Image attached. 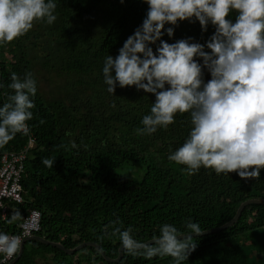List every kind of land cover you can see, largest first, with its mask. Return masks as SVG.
I'll use <instances>...</instances> for the list:
<instances>
[{
    "label": "trees",
    "instance_id": "obj_1",
    "mask_svg": "<svg viewBox=\"0 0 264 264\" xmlns=\"http://www.w3.org/2000/svg\"><path fill=\"white\" fill-rule=\"evenodd\" d=\"M55 2L57 19L52 25L37 21L26 35L0 45V107L14 94L8 87L13 72L21 79L31 72L37 83L29 133H17L0 148L19 150L28 135L33 138L23 161L22 202L8 206L0 232H18L21 216L36 209L40 228L33 235L68 249L80 242L98 246L81 247L86 251L76 264H173L171 257L148 260L123 248L117 260H105L103 255L115 259L121 245L118 235H111L112 228L105 232V226L118 220L116 227L131 226L133 237L145 242L158 236L164 223L184 232L191 219L209 230L229 221L245 200H264V169L259 179L247 180L235 172L217 175L203 167L188 175L185 166L168 160L189 135L190 113H177L166 129L138 135L136 129L143 127L141 120L150 113L155 95L135 86L121 88L118 82L115 93H108L104 60L108 55L115 58L142 25L148 11L145 0ZM237 15L233 11L227 18L234 23ZM169 27L174 29L172 37L167 35ZM163 31L161 39L169 44L191 38L190 43L203 44L210 52L206 44L215 26L209 22L203 31L193 18L166 24ZM159 44L149 45L155 54ZM195 59L203 64L202 58ZM202 71L206 83L211 74ZM44 158H55L52 168L42 163ZM16 212L20 217L8 223ZM194 238L197 247L183 264H259L264 261V204L247 203L230 225ZM26 241L31 247L24 255ZM24 244L12 264H30L40 256L39 246L56 252L52 258L60 256L58 262L64 254L38 239Z\"/></svg>",
    "mask_w": 264,
    "mask_h": 264
},
{
    "label": "clouds",
    "instance_id": "obj_2",
    "mask_svg": "<svg viewBox=\"0 0 264 264\" xmlns=\"http://www.w3.org/2000/svg\"><path fill=\"white\" fill-rule=\"evenodd\" d=\"M145 2L148 11L142 25L115 58L108 55L104 60L102 74L108 93H115L118 82L121 88L135 86L155 95L150 113L141 120L143 127L136 129L138 135L166 129L175 123L177 113H190L188 137L168 156L170 162L185 166L188 175L203 167L217 175L235 172L244 180L259 179L264 169V0ZM56 8L55 0H0V45L26 35L37 21L52 25L57 19ZM233 11L238 13L234 23L227 18ZM193 18L203 31L209 22L215 26L206 44L210 52L203 44L190 43L191 38L172 44L161 39L166 24ZM166 31L173 36L172 27ZM157 41L160 44L155 54L149 45ZM196 57L202 58V65ZM203 68L211 74L206 83ZM8 87L14 94L0 107V148L17 133H29L27 121L33 118L31 109L35 107L31 97L37 93L31 72L23 79L13 72ZM76 147L73 142L72 148ZM54 159L44 158L42 163L52 168ZM19 217V212L14 213L8 223ZM119 223L112 221L104 231L112 228L111 235H118L125 252L148 260L171 257L173 264L188 259L197 247L193 234L204 231L191 219L186 221L184 232L164 223L159 235L152 238L154 243H145L133 237L131 226L125 230L122 224L115 226ZM21 245L20 237L0 232V254L11 258Z\"/></svg>",
    "mask_w": 264,
    "mask_h": 264
},
{
    "label": "built area",
    "instance_id": "obj_3",
    "mask_svg": "<svg viewBox=\"0 0 264 264\" xmlns=\"http://www.w3.org/2000/svg\"><path fill=\"white\" fill-rule=\"evenodd\" d=\"M33 138L28 135L26 143L19 150L0 152V218L6 216L7 208L10 204L22 202L21 195V174L23 171V161L27 150L32 147ZM18 232L6 233L16 235L21 241L32 236L40 228V213L36 209H30L21 216V220L16 224ZM14 257V256H13ZM13 257L8 258L0 254V264L8 262Z\"/></svg>",
    "mask_w": 264,
    "mask_h": 264
},
{
    "label": "water",
    "instance_id": "obj_4",
    "mask_svg": "<svg viewBox=\"0 0 264 264\" xmlns=\"http://www.w3.org/2000/svg\"><path fill=\"white\" fill-rule=\"evenodd\" d=\"M247 203H260V204H264V200L263 199H248V200H245L244 202H242L238 206V208L236 209V212H235L234 216L229 221L223 223L222 225H220L218 227H215V228H212V229H209V230H204L200 235L207 234V233H212V232L218 231V230H220V229H222V228L230 225L237 218V216L239 215V213H240L241 209L243 208V206L246 205ZM194 235H196V234H193V236ZM27 239H38L42 243L55 246V247L61 249L62 251L66 252V253H73L74 251L80 249L81 247H83L85 245H91L94 248H97L98 249V246L95 243H93V242H80L77 245H75L74 247L68 249V248H64L59 243L50 242V241L45 240L42 237H38V236L32 235V236H30V237L22 240L21 250L11 260H9L7 262V264H12L15 261V259H17V257L20 255V253L22 251V246L24 244V241L27 240ZM152 242H154V241H152V239L145 241V243H152ZM122 248H123L122 245H120L118 247V249H117L118 250V255H117V257L115 259H110V258L106 257L105 255H103L102 251H100V253L103 255V258L105 260H107V261H115V260H117L120 257V253H121V249Z\"/></svg>",
    "mask_w": 264,
    "mask_h": 264
},
{
    "label": "rangeland",
    "instance_id": "obj_5",
    "mask_svg": "<svg viewBox=\"0 0 264 264\" xmlns=\"http://www.w3.org/2000/svg\"><path fill=\"white\" fill-rule=\"evenodd\" d=\"M134 178H137V176H135ZM30 247H31L30 243L28 241H26L24 244V247H23L24 248L23 249L24 255L27 253V250L30 249ZM38 248L39 249H37L38 250L37 253L40 254V256L36 255L35 257H33V259L29 261L30 264H76L75 259H77V258L81 259V257L83 256V253L86 251L85 249L84 250L78 249L75 255H73L71 253H66L63 251L64 254L61 255L62 259L60 262H58L60 259V256H58V258H57L58 260H55L56 258L55 259L52 258L53 254H55V255L57 254L56 252L51 251L49 248L46 249L47 252H45V249H42L40 246ZM42 255H44L45 257ZM25 258H26L25 256L22 257V259L24 260V263H27ZM80 264H85V263L81 262ZM259 264H264V261L260 260Z\"/></svg>",
    "mask_w": 264,
    "mask_h": 264
}]
</instances>
